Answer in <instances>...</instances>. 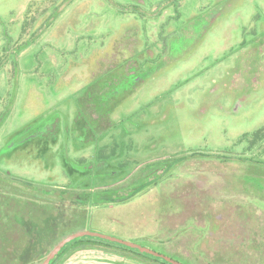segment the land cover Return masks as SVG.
Returning a JSON list of instances; mask_svg holds the SVG:
<instances>
[{
    "label": "rangeland",
    "instance_id": "rangeland-1",
    "mask_svg": "<svg viewBox=\"0 0 264 264\" xmlns=\"http://www.w3.org/2000/svg\"><path fill=\"white\" fill-rule=\"evenodd\" d=\"M263 127L264 0H0V202L44 241L17 264L64 230L264 264V142H239ZM57 188L91 192L74 222Z\"/></svg>",
    "mask_w": 264,
    "mask_h": 264
},
{
    "label": "trees",
    "instance_id": "trees-1",
    "mask_svg": "<svg viewBox=\"0 0 264 264\" xmlns=\"http://www.w3.org/2000/svg\"><path fill=\"white\" fill-rule=\"evenodd\" d=\"M254 146L257 147V146H260L263 144L264 142V127L255 131L253 134H251L250 136L248 135H243L239 142H247V145L245 147V151L243 152V154L245 152H249L250 149H253L254 146L253 144L255 142H257ZM259 147H257L256 149H258ZM242 154V155H243ZM199 155H204L200 152H191L190 154V157H197ZM207 157H214V158H226L225 154H210V155H206ZM251 156L250 155L249 157H246L248 159H251ZM96 157L99 158V160L101 159V162H99V165L98 166H102L104 164L103 159H105L107 156H105V154H102V152H98V154L96 153ZM238 158H245V156H239ZM83 160V159H82ZM259 163H264V161H257ZM82 167L85 168V166L82 165V162L80 161V163ZM79 166V167H81ZM75 168V167H73ZM158 178V177H157ZM157 178H155L152 182H149V183H146L144 187H147V186H150L151 184H153L154 182H156ZM58 189V188H57ZM142 189H138L137 191H141ZM78 191H81L80 193H78ZM68 190V189H65V188H59L58 190H56V192H54V194H48V191L46 195H44V197H42L41 195H37L36 196L38 198H41V199H47L48 197V201H55L56 203L57 202H60L62 205H64V202H67L65 205V208L63 209V211L65 210L66 213L70 214L71 213V216L70 219H68V221H65L66 223H71V222H74L75 221V214L72 215V213L74 212L73 210L71 211L68 207V203H73L74 205H78L79 206V210L78 212L79 213H83L85 210H84V206L85 203L82 202L79 198H74L72 197L73 195L76 194V192L79 194V195H84L86 200H89L91 198V192H86L85 190ZM137 191H135L134 193H136ZM133 193V194H134ZM71 194V195H69ZM130 197V196H129ZM127 198H122L120 200H116V201H125ZM44 200V201H45ZM114 201V200H113ZM95 203H98L96 201H94ZM76 203V204H75ZM100 203V202H99ZM70 211H69V210ZM74 232V230H70V231H62V232H59L60 234L58 235V237L56 239H54V242L52 244V246L54 247L56 245V243H58L62 238H64L65 236H67L68 234ZM0 239H2L1 241V245H0V249H3V246L4 244H6V241L7 239L6 238H3L1 233H0ZM81 249H102V250H105V251H110V252H115V253H120L126 257H130L132 259H135L137 261H140L142 262L143 264H171L167 261H165L164 259L160 258V257H156L154 255H151V254H148V253H145V252H142V251H139L138 249H135V248H130V247H127L125 245H122V244H119L117 242H112V241H109V240H106V239H102V238H98V237H91V236H82V237H78V238H75L71 241H69L68 243H66L61 251L56 254L49 262V264H56L58 263L61 259H63L67 254H70L71 252H74V251H77V250H81ZM4 253L0 251V262L2 261V264H17L16 262H8L6 261V258L4 257L3 255ZM42 262V261H41Z\"/></svg>",
    "mask_w": 264,
    "mask_h": 264
},
{
    "label": "flooded vegetation",
    "instance_id": "flooded-vegetation-1",
    "mask_svg": "<svg viewBox=\"0 0 264 264\" xmlns=\"http://www.w3.org/2000/svg\"><path fill=\"white\" fill-rule=\"evenodd\" d=\"M0 206H3L2 210L6 212L3 214L0 210V233L3 238L7 239L6 244L1 246L3 249H0V251L4 253L6 261L10 263L17 262L16 259H20L27 252H30L33 238L35 243L44 244V241L42 242L40 239L42 236L39 235V229H43V226H33L32 221L26 215L17 218L16 215L12 214L13 203L11 202L10 204L9 202H0ZM18 241L20 242L19 246L14 244ZM37 244L35 245L37 246ZM10 258H13V261Z\"/></svg>",
    "mask_w": 264,
    "mask_h": 264
},
{
    "label": "water",
    "instance_id": "water-1",
    "mask_svg": "<svg viewBox=\"0 0 264 264\" xmlns=\"http://www.w3.org/2000/svg\"><path fill=\"white\" fill-rule=\"evenodd\" d=\"M82 236H91V237H98V238H102V239H106L112 242H117L119 244L125 245L127 247L130 248H135L138 249L139 251L154 255L156 257H160L162 259H164L165 261L171 263V264H183L180 261L173 259L172 257L165 255L163 253L157 252L153 249H150L148 247H144L141 246L137 243H134L132 241H128V240H123L117 237H113L107 234H103V233H99L96 231H91V230H79L73 233L68 234L67 236H65L64 238H62L49 252L48 254L45 256V258L42 260V262L40 264H49L50 260L56 255L58 254L62 247L68 243L69 241L78 238V237H82Z\"/></svg>",
    "mask_w": 264,
    "mask_h": 264
},
{
    "label": "crops",
    "instance_id": "crops-1",
    "mask_svg": "<svg viewBox=\"0 0 264 264\" xmlns=\"http://www.w3.org/2000/svg\"><path fill=\"white\" fill-rule=\"evenodd\" d=\"M79 231V230H78ZM76 232V231H75ZM73 233V232H72ZM81 252H83V253H85V252H87V253H89V254H92V253H110L111 255H114V256H119L120 258H119V263L120 264H125V260H129V261H131V262H133L132 264H143L142 262H140V261H137V260H135V259H132V258H130V257H126V256H124V255H122V254H120V253H115V252H110V251H105V250H102V249H81V250H77V251H74V252H71L70 254H67L63 259H61L58 263H56V264H87V263H84V262H81L80 261V259L82 258V257H78L79 255H76V254H79V253H81ZM71 256V257H70ZM90 256H98V255H88V257H90ZM99 257H101V256H98V257H96V258H92L93 260H91V263L90 264H101V262L102 261H100V260H98L97 258H99ZM103 257V256H102ZM102 259V258H101ZM103 260V263L102 264H111V262L109 263H106L105 261H104V259H102ZM128 263V262H127ZM129 264V263H128Z\"/></svg>",
    "mask_w": 264,
    "mask_h": 264
}]
</instances>
